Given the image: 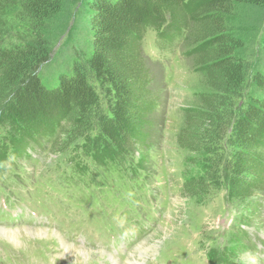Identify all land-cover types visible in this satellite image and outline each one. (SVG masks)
I'll list each match as a JSON object with an SVG mask.
<instances>
[{"label":"trees","instance_id":"1","mask_svg":"<svg viewBox=\"0 0 264 264\" xmlns=\"http://www.w3.org/2000/svg\"><path fill=\"white\" fill-rule=\"evenodd\" d=\"M148 28L169 42L192 34V55L208 77L182 139L198 171L186 179L190 197L261 190L264 0H0V169L10 150L26 157L45 139L98 165L131 156L141 127L126 131L152 110L139 66ZM79 170L85 175V165Z\"/></svg>","mask_w":264,"mask_h":264},{"label":"rangeland","instance_id":"2","mask_svg":"<svg viewBox=\"0 0 264 264\" xmlns=\"http://www.w3.org/2000/svg\"><path fill=\"white\" fill-rule=\"evenodd\" d=\"M156 31L148 28L140 34L139 66L147 72L152 110L135 116L126 131L130 134L141 127L142 141H136L131 156L108 165L74 160L60 144L64 141L56 140L43 151H31L28 158L10 159L0 176V194L8 193V201L45 208L49 219L52 214L62 225L73 224L69 228L78 242L63 244L55 229L39 234L37 226L43 218L35 220L26 213V224L4 222L0 217V264H128L134 260L140 264H212L210 258L221 264L223 260L264 264L258 253L264 250V174L261 190L252 187L251 195L231 198L230 192L221 189L197 203L188 193L186 179L198 171L182 139L188 117L202 105L198 95L209 90L208 77L192 55L196 46L192 34L189 40L169 42ZM43 79L46 85L54 83L48 71ZM248 86L241 88L245 97ZM263 147L256 149L264 153ZM82 165L86 173L80 176ZM240 179L246 191L251 178L244 174ZM14 233L20 241L12 237ZM116 233L124 239L111 240L110 235ZM45 237H50L52 245L61 240L53 249L55 256L47 257L49 245L37 242ZM71 247L80 249L77 257H70ZM142 249L146 253L140 256Z\"/></svg>","mask_w":264,"mask_h":264},{"label":"bare ground","instance_id":"3","mask_svg":"<svg viewBox=\"0 0 264 264\" xmlns=\"http://www.w3.org/2000/svg\"><path fill=\"white\" fill-rule=\"evenodd\" d=\"M170 220V219H169ZM7 230H9V229H7ZM20 230V229H19ZM22 230V229H21ZM13 232V231H12ZM37 232V231H36ZM38 233H42V231H38ZM6 234V233H5ZM34 234V233H33ZM8 235V234H7ZM36 235V234H35ZM30 236V235H29ZM2 237H4V236H2ZM7 237V236H6ZM5 237V238H6ZM14 239H18V236H16L15 234L12 236ZM37 237H38V235H37ZM40 237V236H39ZM29 242H31V241H29ZM37 242H39V241H37ZM36 242V243H37ZM31 245V244H30ZM38 248V247H37ZM140 250H141V248H140ZM142 251H143V253H140V256H142V254H145L146 253V249L144 250V249H142ZM149 251H150V249H149ZM39 252V251H38ZM37 252V253H38ZM41 252V251H40ZM39 252V253H40ZM80 249L79 248H76V247H71V248H69L68 249V253L71 255L70 257L72 258V255L74 256V257H77L79 254H80ZM148 252V251H147ZM36 253V252H35ZM86 255H87V253H86ZM70 258V259H71ZM71 260H73V259H71ZM128 264H140L139 262H137V261H132V262H130L129 261V263Z\"/></svg>","mask_w":264,"mask_h":264}]
</instances>
